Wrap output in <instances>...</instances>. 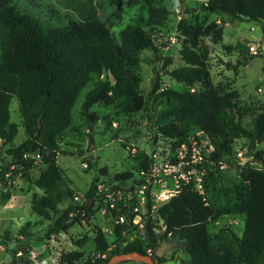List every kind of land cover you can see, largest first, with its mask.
<instances>
[{"label": "trees", "instance_id": "trees-1", "mask_svg": "<svg viewBox=\"0 0 264 264\" xmlns=\"http://www.w3.org/2000/svg\"><path fill=\"white\" fill-rule=\"evenodd\" d=\"M39 1L45 0H0V139L11 158L10 162L0 164V182L14 167L29 176L37 158H41L45 169L34 185L42 194L32 195L31 209L40 219L52 221L62 203L73 197L56 158L60 154L59 140L72 125L77 99L93 76H106L86 94L82 104V116L89 124L97 117L91 112L95 105L110 107L117 97L125 98V112L142 111L146 105L140 95L142 81L133 67L143 50L157 51V44L152 33L141 25H128L116 38L94 7L76 13L52 7L51 18L42 20L29 7ZM202 1L203 11L228 15L233 21L247 19L264 25V0ZM183 26L187 39L179 52L183 66L168 71V75L186 90L159 91L157 80L160 81L161 74L155 71L151 94L165 100L168 106L164 113L168 122L159 129V134L173 141L172 149L177 152L181 144H188L190 134L198 130L215 147L214 160L219 162L227 157V163L233 162L230 157L238 138L249 142V155L262 168L244 167L240 174L236 207L245 216L243 234L229 237L224 230L211 232L209 226L219 221L220 213L210 206L204 194L185 186L178 197L157 211L164 223L162 234L156 232V224L149 219L144 240L136 238L124 247L110 249L107 235L96 228L93 231L96 255L106 258L86 255L82 249L89 236H84L75 241L74 250L61 252L60 264H107L116 255L132 252L148 255V250L153 251L156 264H169L167 256H156L164 241L183 247L186 258L178 264H264V149L254 152L264 142V105L255 114L251 128H245L241 120L247 111L238 102L239 93L220 92L210 84L205 55L198 46L199 38L208 32L201 27ZM172 64L173 59L168 57L164 68ZM14 99L19 103L26 136L18 146L14 140L19 126L11 122L10 111ZM141 155L140 169L146 170L150 156ZM214 169L211 173H215ZM132 177V173L120 174L115 181L126 183ZM88 198L99 196L89 193ZM100 198L105 202L104 197ZM116 204L121 207L119 202ZM77 212V218L72 220L70 214ZM83 212L84 220L90 223L94 215L92 207L79 203L68 206L41 240L67 234L73 221L81 222ZM117 212L113 213L115 218L122 214ZM123 230L124 226H116L119 239ZM28 237L25 234L22 239L2 243L7 246V253L14 256L8 264L18 261L17 246L11 249L10 242L30 248L33 242ZM21 264L30 262L22 260Z\"/></svg>", "mask_w": 264, "mask_h": 264}, {"label": "rangeland", "instance_id": "rangeland-1", "mask_svg": "<svg viewBox=\"0 0 264 264\" xmlns=\"http://www.w3.org/2000/svg\"><path fill=\"white\" fill-rule=\"evenodd\" d=\"M203 4L202 0H45L29 6L42 20L45 17L51 18L52 7H62L67 13L94 7L99 18L116 38L128 25H141L152 33L157 51L143 50L139 54L138 64L133 67L142 81L140 95L146 102L142 111L125 112V98L117 97L116 103L110 107L95 105L91 112L97 117L89 124L82 116V104L86 94L99 81L105 80L106 76H93L80 94L72 111V125L59 140L60 154L56 158L73 197L62 203L59 213L52 221L40 219L31 209L32 195L42 194L34 185V181L45 169L41 158H37L29 176L22 169L14 167L5 180L0 182V244L28 234L27 240L33 242L34 251L42 253L44 257L50 255L51 264H60L61 252L74 250L75 241L84 236H89V239L83 251L86 255L97 256L93 234L96 228L105 231L111 246H121L123 241L117 240L113 232L116 227L115 215L105 202H101L100 197L90 199L88 195L93 193L98 197V186H101L102 190L111 194L110 201L119 202L120 208L125 206L123 213L129 221L135 216L132 210L136 202L130 199L124 188L131 186L132 191L136 189L141 172V154L151 157L157 153L162 158L174 160L177 153L172 149L173 141L159 134V129L168 122L164 114L168 106L165 100L151 94V90L156 82V72L161 74L160 81L157 80L159 91L186 90V87L168 75V71L183 66L179 55L187 44L183 25L201 27L208 32L199 38L198 46L205 55L210 71V84L220 92L239 93L238 102L247 111L241 123L245 128H251L255 114L264 105V51L261 41L263 25L247 19L233 21L228 15L203 11ZM251 47L256 48L257 54H252ZM168 57L173 59V64L164 68ZM10 111L11 122L19 126V133L14 140V145L18 146L25 141L26 136L16 99L12 101ZM190 139L206 140L198 130L190 134ZM262 149L264 142L254 152ZM239 150L246 151L245 162L228 163L223 169H214L215 173H211V170L203 184L207 202L220 213L219 221L210 224L209 230L217 233L224 230V234L229 237L232 234L241 236L245 227V216L236 207L239 202L241 171L244 167L262 168L261 164L253 161V155H249V142L243 137L238 138L233 145L230 157L232 160ZM226 159L228 158L225 157ZM2 161H11L3 145L0 147V164ZM125 173H132L133 177L126 183L115 181L116 176ZM17 196H24V199H18ZM75 197L80 198V202H90L94 212L90 223L84 220L86 213L83 212L79 217L81 222L73 221L67 234L41 240L68 206L78 205ZM78 214L79 212L71 213L72 220ZM140 215L144 224L151 219L157 226L156 232L162 234L164 223L158 218L157 210L151 212L150 206L142 208ZM133 225L130 223L127 227ZM164 243L169 248L165 255L170 260L169 264H178L181 259L186 258L181 245L171 241ZM8 255L0 252V264L5 262ZM116 264L143 263L123 261Z\"/></svg>", "mask_w": 264, "mask_h": 264}, {"label": "built area", "instance_id": "built-area-1", "mask_svg": "<svg viewBox=\"0 0 264 264\" xmlns=\"http://www.w3.org/2000/svg\"><path fill=\"white\" fill-rule=\"evenodd\" d=\"M252 54H257L255 47H251ZM191 89V92H194ZM4 144V140L0 139V147ZM215 147L207 140H194L190 139L188 144L183 143L176 152L174 160L169 158H162L159 154L155 153L150 157V165L146 170H141L138 179V185L135 186V193L132 191L131 186L124 188L130 199L136 202V206L132 210L135 214L134 218L129 219L123 213V208H118L116 201H110L111 194L102 190L98 186V196L105 198V204L110 212L121 211L122 214L116 219V226H124V230L120 239L116 235L117 240H121V247H124L134 241L136 238L144 240L146 237V224L140 215V209H147L149 206L151 212L158 211V209L174 197H178L185 186H192V189L200 194L203 193L204 178L209 175V172L214 168L223 169L228 165L225 160L216 162L214 160ZM246 151L239 150L233 158L235 162H245ZM75 200L80 204H87V202H80V198L75 197ZM90 203V202H89ZM132 220V221H131ZM130 223L134 225L127 227ZM105 233V231H104ZM22 239V237H21ZM12 246H17L15 254L16 259L28 260L31 264H51L49 257L41 256L32 248H27L23 245H17L16 241L10 242ZM27 248L24 253L22 248ZM116 245L110 246V249L115 248ZM0 252L7 253V246L0 244ZM148 255L153 256V251L148 250ZM50 256V255H49ZM98 258H106V255H97Z\"/></svg>", "mask_w": 264, "mask_h": 264}, {"label": "water", "instance_id": "water-1", "mask_svg": "<svg viewBox=\"0 0 264 264\" xmlns=\"http://www.w3.org/2000/svg\"><path fill=\"white\" fill-rule=\"evenodd\" d=\"M261 41L263 43V51H264V25L261 28ZM89 208H91V204L89 202H87L86 204ZM15 244L11 247V249L15 248ZM168 246L163 243V245L157 249L156 251V256L159 258H162L166 255L167 250H168ZM22 251L24 253L27 252V248H22ZM14 256L9 254L4 262V264H8L9 262L13 261ZM123 261H138V262H142L144 264H156L155 260L153 258V256L151 255H141L137 252H132V253H128V254H120V255H116L114 256L107 264H116L118 262H123ZM22 259H18L16 264H21Z\"/></svg>", "mask_w": 264, "mask_h": 264}, {"label": "crops", "instance_id": "crops-1", "mask_svg": "<svg viewBox=\"0 0 264 264\" xmlns=\"http://www.w3.org/2000/svg\"><path fill=\"white\" fill-rule=\"evenodd\" d=\"M17 198H18V199H19V198H23V199H24V196H17ZM16 200H17V199H16ZM16 200H15V201H16ZM15 201H14V202H15ZM22 201H23V200L21 199V203H22ZM82 250H83V249H82ZM84 252H85V251H84ZM85 253H86V252H85ZM41 256L44 257V255H42V253H41ZM48 257H49V255H47V257H45V258H48ZM1 264H4V262L1 263ZM30 264H31V263H30ZM143 264H144V263H143Z\"/></svg>", "mask_w": 264, "mask_h": 264}]
</instances>
